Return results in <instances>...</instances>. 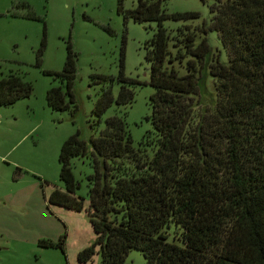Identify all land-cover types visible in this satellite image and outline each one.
<instances>
[{
	"label": "trees",
	"instance_id": "16d2710c",
	"mask_svg": "<svg viewBox=\"0 0 264 264\" xmlns=\"http://www.w3.org/2000/svg\"><path fill=\"white\" fill-rule=\"evenodd\" d=\"M121 1L116 11L123 23L156 25L143 45L153 89L147 119L154 150L141 161L124 115L117 114L88 143L78 130L63 141L57 157L63 190L54 187L47 201L87 215L94 239L77 253V262L98 253L100 264H126V253L135 249L145 264H264V0L217 2L209 7V22L193 26L196 12L165 13L163 0H136L129 9ZM165 20L180 25L167 30ZM211 31L225 52L224 63L208 43ZM74 59L67 43L61 71H44L64 81L69 96L65 102L59 87L47 89L52 110L73 102ZM118 66L115 97L108 84L91 110L97 123L112 103H130L129 87L140 85L122 73L123 47ZM30 92V83L17 74L0 77V105ZM72 158L88 159L92 170L84 177L86 205L77 193ZM170 228L176 241L168 240ZM38 244L62 250L61 240Z\"/></svg>",
	"mask_w": 264,
	"mask_h": 264
},
{
	"label": "rangeland",
	"instance_id": "374dc122",
	"mask_svg": "<svg viewBox=\"0 0 264 264\" xmlns=\"http://www.w3.org/2000/svg\"><path fill=\"white\" fill-rule=\"evenodd\" d=\"M224 1L163 0L160 7L165 13L196 12L198 18L189 23L193 26L208 23L209 7ZM135 3L136 0H122L121 6L129 9ZM116 7L117 0H0V77L15 73L31 85L28 97L0 105V264H100L98 253L85 263L76 260L77 253L94 239L85 212L47 201L54 187L63 190L57 157L63 141L76 130L88 143L107 117L124 115L137 157L141 161L151 158L155 135L147 117L153 89L147 84L149 70L143 45L156 25L153 21L137 23L131 19L123 23ZM29 13L35 18H27ZM178 25L180 22L170 20L162 23L167 30ZM207 40L224 63L225 52L214 31L208 32ZM67 43L75 55L70 88L73 102L66 110L56 111L46 105L45 92L59 87L68 102L65 82L44 71H61ZM122 47V73L140 85L129 87L133 92L130 103L118 107L112 103L97 123L91 110L108 84L112 96L117 93ZM100 75L112 80L97 78ZM208 90L213 92L210 81ZM70 168L80 185L77 193L86 205L84 177L92 171L89 161L72 158ZM168 232V240L176 241L172 228ZM60 240L62 250L38 244L44 241L55 245ZM125 263L145 261L138 250L130 249Z\"/></svg>",
	"mask_w": 264,
	"mask_h": 264
}]
</instances>
